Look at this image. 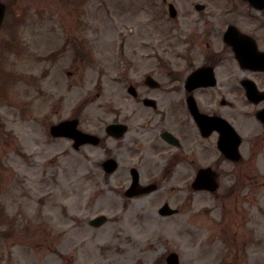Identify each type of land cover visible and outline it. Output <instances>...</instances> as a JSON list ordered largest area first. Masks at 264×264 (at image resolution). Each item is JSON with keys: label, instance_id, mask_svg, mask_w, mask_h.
Instances as JSON below:
<instances>
[{"label": "rangeland", "instance_id": "obj_1", "mask_svg": "<svg viewBox=\"0 0 264 264\" xmlns=\"http://www.w3.org/2000/svg\"><path fill=\"white\" fill-rule=\"evenodd\" d=\"M170 1L183 12L186 0ZM211 3L222 27L233 17L258 14L237 0ZM25 5L26 15L11 17L8 25L9 46L11 37L16 43L17 36L19 48L26 39L27 58L12 62V70L23 69L25 80L0 82V264H166L171 253L180 264H264V189L244 190L250 203L233 210L167 182L152 195L130 200L124 196L130 184L125 166L105 178L101 147L74 151L68 141L49 135L52 123L69 117L71 107L86 99L93 103L81 118L101 135L105 89L116 86L113 81L135 58L145 24L157 39L164 37L160 43L180 44L179 26L167 31L164 19L147 15L167 10L160 1L25 0ZM66 38L72 44L67 58L73 62L61 57L55 75L65 83V72H76L78 66L80 72L72 80L69 108L56 115L55 100L38 87ZM249 126L246 142L259 133ZM164 202L179 205L180 214L160 216ZM101 215L108 222L91 227L90 221Z\"/></svg>", "mask_w": 264, "mask_h": 264}, {"label": "flooded vegetation", "instance_id": "obj_2", "mask_svg": "<svg viewBox=\"0 0 264 264\" xmlns=\"http://www.w3.org/2000/svg\"><path fill=\"white\" fill-rule=\"evenodd\" d=\"M161 1L167 9L173 3L178 9L177 17L171 19L168 11L147 15L164 19L167 31L179 26L180 44L160 43L164 37L157 39L150 24L144 25L146 33L135 47V58L113 81L116 86L105 89L106 101L100 106L101 169L105 178H111L125 166L129 186L132 171H137L141 187L132 192L135 199L147 196L140 195L149 187H156L154 193L158 192L164 182L191 195H209L208 191L194 190L196 179L204 173V185L217 188L212 197L222 202L223 208L233 210L247 201L239 199L242 189H264V120H259L264 110V60L260 63L258 58L264 55V11L233 17L222 27L220 15L211 11L212 0H186L183 12L175 2ZM238 2L249 8L247 1ZM0 3L6 10L0 27V78L10 80L17 77L12 62L27 58V43L23 39L22 48L12 54L8 25L12 16L25 14L27 6L25 0ZM70 52L71 43L66 39L38 87L41 94L47 93L55 100L56 115L69 108L75 84L72 80L80 72V66L76 72H67L65 83L55 75L60 58H70ZM49 73L53 77L46 83ZM249 89L256 92L255 100L262 99L259 103L248 99ZM92 103L86 99L73 105L69 117L56 124L74 120L78 130L96 135L81 118ZM249 123L250 130L260 129L262 137L247 145L243 140L240 161L235 162L233 131L244 134ZM110 160L117 167L114 173L107 174ZM178 206L174 208L175 215L181 212Z\"/></svg>", "mask_w": 264, "mask_h": 264}, {"label": "water", "instance_id": "obj_3", "mask_svg": "<svg viewBox=\"0 0 264 264\" xmlns=\"http://www.w3.org/2000/svg\"><path fill=\"white\" fill-rule=\"evenodd\" d=\"M0 21H1V19H0ZM67 125L68 124H62L60 126L53 127L51 129V134L54 137H69V138L74 139L77 142V144H76L77 148L80 145H83L86 143H91V142L94 145L98 144V140L96 138L86 136V135H82L79 133H75L74 131L69 130ZM109 165L112 166L113 165L112 162H110ZM113 170H114V167L111 168L109 170V172H112ZM106 220L107 219L105 217H100V218L92 221L91 225H93L95 227H100L101 225H103L106 222ZM168 264H178V257L176 255L170 256L168 259Z\"/></svg>", "mask_w": 264, "mask_h": 264}, {"label": "bare ground", "instance_id": "obj_4", "mask_svg": "<svg viewBox=\"0 0 264 264\" xmlns=\"http://www.w3.org/2000/svg\"><path fill=\"white\" fill-rule=\"evenodd\" d=\"M90 259V258H89Z\"/></svg>", "mask_w": 264, "mask_h": 264}]
</instances>
